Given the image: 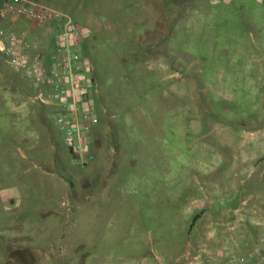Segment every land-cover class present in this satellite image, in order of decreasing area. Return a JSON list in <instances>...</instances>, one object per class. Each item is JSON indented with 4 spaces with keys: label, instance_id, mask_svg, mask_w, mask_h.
Here are the masks:
<instances>
[{
    "label": "rangeland",
    "instance_id": "1",
    "mask_svg": "<svg viewBox=\"0 0 264 264\" xmlns=\"http://www.w3.org/2000/svg\"><path fill=\"white\" fill-rule=\"evenodd\" d=\"M34 1L83 29L93 154L0 50V264L264 254V0Z\"/></svg>",
    "mask_w": 264,
    "mask_h": 264
},
{
    "label": "built area",
    "instance_id": "2",
    "mask_svg": "<svg viewBox=\"0 0 264 264\" xmlns=\"http://www.w3.org/2000/svg\"><path fill=\"white\" fill-rule=\"evenodd\" d=\"M4 17L10 21L23 18L35 29L49 25L55 32L45 41L31 38L29 28L9 25L0 29V50L13 68L49 91L57 106L54 122L74 157L92 156L89 132L97 123L92 103L96 83L93 64L80 49L82 27L63 12L32 0H0V18ZM37 98L49 102L43 90ZM249 264H264V254L258 252Z\"/></svg>",
    "mask_w": 264,
    "mask_h": 264
},
{
    "label": "crops",
    "instance_id": "3",
    "mask_svg": "<svg viewBox=\"0 0 264 264\" xmlns=\"http://www.w3.org/2000/svg\"><path fill=\"white\" fill-rule=\"evenodd\" d=\"M34 1V0H32ZM11 25L16 28V29H20V28H29L30 29V37L31 38H36V39H41V37L46 41L47 39L52 38L50 36L51 32L53 31L50 26L48 25L47 28L43 29V28H32V24L28 21H26L23 18H18L14 21H11ZM52 42V41H51ZM264 69V68H263Z\"/></svg>",
    "mask_w": 264,
    "mask_h": 264
},
{
    "label": "trees",
    "instance_id": "4",
    "mask_svg": "<svg viewBox=\"0 0 264 264\" xmlns=\"http://www.w3.org/2000/svg\"><path fill=\"white\" fill-rule=\"evenodd\" d=\"M199 217L198 214H196L194 217H193V222ZM193 222L191 223V225H193Z\"/></svg>",
    "mask_w": 264,
    "mask_h": 264
}]
</instances>
